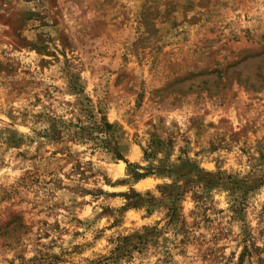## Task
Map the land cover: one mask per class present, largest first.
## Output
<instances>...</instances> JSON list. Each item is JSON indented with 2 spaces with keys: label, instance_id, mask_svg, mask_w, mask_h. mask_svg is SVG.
Returning <instances> with one entry per match:
<instances>
[{
  "label": "clouds",
  "instance_id": "1",
  "mask_svg": "<svg viewBox=\"0 0 264 264\" xmlns=\"http://www.w3.org/2000/svg\"><path fill=\"white\" fill-rule=\"evenodd\" d=\"M154 132L169 166L264 177V0H0V264H264V183L193 174L171 223Z\"/></svg>",
  "mask_w": 264,
  "mask_h": 264
},
{
  "label": "rangeland",
  "instance_id": "2",
  "mask_svg": "<svg viewBox=\"0 0 264 264\" xmlns=\"http://www.w3.org/2000/svg\"><path fill=\"white\" fill-rule=\"evenodd\" d=\"M189 7H191V5H189ZM176 8V5L174 3H169V7H168V12L166 13V15H170L172 11H174ZM156 15H159V12H153L151 9H145L144 12V18L145 21L150 23L151 22V18ZM41 51H44V49L42 48ZM253 58H256L257 55L260 54H251ZM7 71L12 72L14 71V69L8 68ZM213 73H216L217 76H221L222 77V73L218 72V70L216 69H209L208 70V75L211 76ZM181 85L179 84V82L177 83V85L175 87H180ZM194 86V82L193 81H189L187 84L183 85V87L185 88H190ZM75 89V84H74V89ZM143 105V97H141L138 101V106H142ZM90 118V108L87 106V104L84 106V108L82 109ZM54 132H55V124H54ZM114 130L115 133L119 132L120 129L116 128L114 126ZM202 129L200 130V132H198V135H202ZM247 134V130H245L243 133L241 134H235L231 137V139L233 141H236L240 135H246ZM255 134V133H253ZM53 139H59V134L56 133L53 135L52 137ZM221 141L223 140L222 137L219 138ZM11 144H19L20 141L16 140L14 137L10 140ZM187 143V141H186ZM174 144V140L169 137L167 142L162 141L159 136L154 132L152 134V141H151V146L153 147L154 151L151 154L146 153V158H148L149 156L154 157L155 156V152L156 151H164L166 156H165V160L161 161V165L160 168L158 170H156L159 174L161 175H176L177 179H181L183 178L185 180V185L183 188L178 187L176 184H173L171 186H164L162 188V192L165 194L166 197H168L171 201L170 205H165L168 206L170 208L169 211V216L171 218V223H176L179 221V207H178V202L182 199L183 197V193L184 191H186L191 185H193L194 183H198V181H193L191 179V176L194 174L196 176H198L200 178V180L204 181L206 184V192L205 195H207V190H210L212 187L221 184L223 186H228L231 187V189L235 192V191H240L241 193H243L245 196L247 195V192L250 190H253L259 183H264V177H262L261 179L257 180V179H253L250 183H241L239 181H234L233 179L229 178L227 180L222 179L223 174L222 173H218L216 177L211 176L210 174H204L202 173V171L196 166L195 163L189 162L188 160H184L182 161L181 165L179 167H175V166H169L167 163V157L171 154L172 152V147ZM224 145L221 144H214L212 147V151H215L218 147H223ZM188 151L187 148L185 149H181V153L182 154H186V152ZM262 159H264V153H262ZM148 173H152V169L149 168L147 170L146 175H148ZM137 177L139 178L138 175H140L139 173H136ZM112 195H116V194H112ZM197 199H202V197H197ZM140 204V201H137ZM148 203L152 204V201H148ZM160 203H163V201H161ZM136 205V206H139ZM153 206H159V204H153ZM237 214L238 215H242L243 214V209H237ZM147 236L149 237H155L157 235L155 229H151V230H147ZM144 242V238H141V243ZM128 244L129 242L126 241L125 245L122 246L121 248L117 249V255H116V259H118L120 256L126 255L128 253ZM247 255V250H245V252L242 254L241 256V264H243V256Z\"/></svg>",
  "mask_w": 264,
  "mask_h": 264
},
{
  "label": "trees",
  "instance_id": "3",
  "mask_svg": "<svg viewBox=\"0 0 264 264\" xmlns=\"http://www.w3.org/2000/svg\"><path fill=\"white\" fill-rule=\"evenodd\" d=\"M92 118V114H91V112H90V119ZM82 131H87V130H82ZM108 131L110 132V133H113V134H115V130H114V126H108ZM148 174H150V173H148ZM138 176H140V175H138ZM139 203L137 202V205H138Z\"/></svg>",
  "mask_w": 264,
  "mask_h": 264
}]
</instances>
